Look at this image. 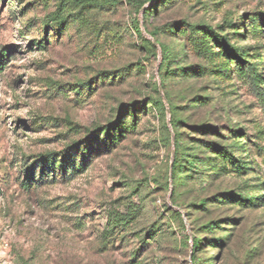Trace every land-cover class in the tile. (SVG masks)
I'll return each mask as SVG.
<instances>
[{
    "label": "rangeland",
    "instance_id": "rangeland-1",
    "mask_svg": "<svg viewBox=\"0 0 264 264\" xmlns=\"http://www.w3.org/2000/svg\"><path fill=\"white\" fill-rule=\"evenodd\" d=\"M59 2L0 0V49L11 47L8 60L0 64V264H190L193 232L202 238L214 235L199 232L207 212L194 214L193 231L182 206L224 187L264 196V65L259 66L261 82L235 74L229 80L186 76L177 70L161 78L162 49L147 28L168 46L171 57L177 56L171 69L176 63L205 64L193 53L179 58L188 34L168 25L185 20L219 27L225 18L239 22L243 15H264V0H116L81 8L85 22L68 3L71 21L62 31L50 29L44 40L43 21ZM134 19L155 48L135 33ZM244 22L249 25L247 18ZM232 31L227 30L241 47L260 41L250 35L241 40ZM102 72L112 74L102 77ZM165 92L185 121V143L195 137L192 124L208 120L209 111L241 130L236 154L248 162L247 173L208 185L185 181L176 194L181 206H174L172 184L164 185L174 148ZM196 94L210 97L209 104L195 103ZM158 95L165 117L153 106H140ZM133 103L138 120L111 151L95 154L85 171L64 179L46 177L29 188L22 183L23 171L38 154L62 151L89 130L124 120L127 113L120 115V109ZM165 125L171 147L164 141ZM73 156L79 157L78 152ZM39 173L40 168L35 176ZM166 205L182 212L186 230L169 219ZM212 210L231 227V236L223 248L203 241L202 258L216 264H264V200L259 206ZM108 211H135L136 220L128 230L112 233L107 231ZM227 218L235 221L228 225ZM152 225L167 232L145 245L141 234Z\"/></svg>",
    "mask_w": 264,
    "mask_h": 264
},
{
    "label": "trees",
    "instance_id": "trees-1",
    "mask_svg": "<svg viewBox=\"0 0 264 264\" xmlns=\"http://www.w3.org/2000/svg\"><path fill=\"white\" fill-rule=\"evenodd\" d=\"M116 0H60L57 11L52 14L49 19L43 21L44 40L48 38L50 29L62 31L63 28L71 21L72 13L68 12L65 4H71L76 12H79L77 19L85 22V18L81 17V8L94 6L102 3L115 2ZM151 1V0H147ZM174 0H153L154 4H167ZM142 3L139 8L143 7ZM154 4L145 11V15L150 14ZM249 20V25H246L244 19ZM135 33L148 44L155 48V45L149 39L142 35L141 25L138 19L132 21ZM176 30H181L188 34L185 42L180 48L179 58L188 57L189 53L195 54L204 60L205 64L183 65V63H176L174 69H171V62H176L177 56L171 57L170 50L167 45L160 43L157 38V33L147 31L155 38L162 49V61L160 65L161 78L162 74L165 76L179 71L186 76L204 77L207 75L213 76L220 80H229L234 74L241 78H249L254 82H261L263 74L259 72V66L264 65V15L249 16L243 15L239 18V22H234L230 18H225L223 25L214 27L206 23H190L185 20L174 21L168 25ZM247 26L249 29H247ZM233 29V35H237L241 40H247L252 36L255 39H260L259 43L254 47H241L231 37V33L227 30ZM218 48L220 51H215ZM11 52V47H3L0 49V64L4 60H8ZM184 54V55H182ZM181 55V56H180ZM251 59H259V61H252ZM180 64V65H179ZM110 72H102L100 76L106 77ZM99 76V77H100ZM163 83V82H162ZM164 84V83H163ZM78 88L81 89L80 85ZM156 87V92H157ZM165 96L169 103L171 112L170 124L173 129V161L169 171L165 176V186L169 187L172 184L171 200L174 206H181L178 204L176 194L178 189L185 181L198 182L201 185H208L221 177H227L232 174L243 175L250 169L248 162L244 161L236 154V150L240 149L241 130L230 127L227 121H221L212 116L214 112H208V120L204 119L201 122L192 124L195 137L189 143H185L184 133L182 132V125L185 123L184 119L178 116L176 106L172 104L168 94ZM210 97L207 95H195L193 101L204 107L209 104ZM143 103V102H142ZM142 109H147L149 106L155 107L160 111L163 117L166 114V106L161 96L151 98L145 105H140ZM138 106L136 103L128 104L120 109V115L127 113L124 120L117 119L107 125H100L88 131L84 139L76 140L66 145L62 151H47L38 154L35 160L23 171L24 179L22 183L26 184V188L32 186L33 182L38 183L43 181L46 177L52 180L57 178H66V176H74L85 171L95 154H100L102 151H111L129 132L130 123L138 120L136 114ZM228 115H226L227 117ZM167 135L164 141L171 147L172 134L169 127L165 125ZM191 143V144H190ZM78 152L79 157H74L73 152ZM40 168V173L35 176L36 171ZM37 177V178H36ZM171 179V183L170 180ZM263 194H251L250 192L236 191L232 187H224L217 190L214 194L206 196H196L191 199L189 205L182 206L185 208L184 215L186 221L194 228V214L198 212L208 213L205 220L201 223V230L199 232L211 233L214 236L211 238H202L199 234L194 233L191 236L192 244L190 264H216L212 259H203L201 251L203 249V241L213 248H223L227 244L231 236V227L224 226L223 222L214 216L213 207L229 206L237 208H248L252 206H259L263 203ZM189 208L187 210L186 208ZM169 219L177 222L183 230H186V221L183 218L181 211L169 208L166 205ZM136 220L135 211H127L120 213L117 211H108L107 231L115 233L116 231L128 230L133 222ZM234 218L224 219V223L230 225L234 222ZM160 225H152L148 231L142 236L141 242L148 244V238L151 240L157 239L158 236L164 235L167 231L162 230ZM219 233H224L218 236ZM217 234V236H215Z\"/></svg>",
    "mask_w": 264,
    "mask_h": 264
},
{
    "label": "water",
    "instance_id": "water-1",
    "mask_svg": "<svg viewBox=\"0 0 264 264\" xmlns=\"http://www.w3.org/2000/svg\"><path fill=\"white\" fill-rule=\"evenodd\" d=\"M143 30V29H142ZM168 110H169V107H168ZM173 156H174V151H173V154H172V161H173ZM172 164V163H171ZM172 166V165H171Z\"/></svg>",
    "mask_w": 264,
    "mask_h": 264
}]
</instances>
